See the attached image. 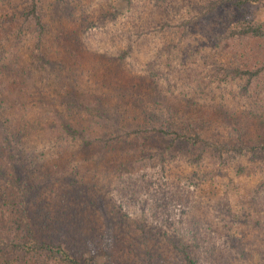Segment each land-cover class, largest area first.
<instances>
[{"label": "rangeland", "instance_id": "374dc122", "mask_svg": "<svg viewBox=\"0 0 264 264\" xmlns=\"http://www.w3.org/2000/svg\"><path fill=\"white\" fill-rule=\"evenodd\" d=\"M30 3L31 0H11L10 4H0V15H2L0 46L20 56L17 62L22 67H26L28 58L26 48L29 44L34 45L37 37L42 34L49 36V40L56 41V48L53 50L55 54L64 52V48L57 43L58 16L55 9L58 7L59 15L63 16L67 28L75 19L80 21L82 17H88L87 11L91 12L89 20L97 21L99 17H105V21H101L103 23L88 30V32L94 30L97 32L94 39L91 38V34H89L90 37L80 36L81 41L87 40L88 44L93 43L98 46H109L108 42H103L104 30L108 31L111 26H115L121 22V19H126V16L135 12L131 9L129 0H36L37 7L33 12ZM242 11L248 13L254 21L264 22V0L249 2ZM236 13L233 7H229L213 16L212 20L198 21L192 28L184 29L179 25L161 32L157 31L154 35L150 34L149 38L157 44L155 48L158 45L171 44L175 57L172 67L168 69L169 82L163 83L161 87L166 89L163 85L168 86L171 95L174 91L170 105L177 114H174L175 112L163 102L155 109L156 104L152 101L149 105L151 107L146 109L147 112H158L162 117L160 123L164 127L168 125L171 129V127L183 126L182 132L193 135L190 127L182 122L183 119H188L202 137L216 143H226L231 146L237 145L241 140L249 144L264 140V73L252 80L230 76V70L232 71L235 67L254 69L256 66L264 65L262 63L264 40H252L248 43L244 40L241 42L242 46L235 41L227 45L218 40L220 33L224 30V25L221 26L220 22L225 24L230 15ZM26 14H29L28 19H24ZM115 15L118 20L113 17ZM35 16L40 18L43 30L35 25ZM162 22L164 23L163 20ZM58 27L64 30L63 25ZM158 27L159 25L157 29ZM21 43V48L17 49L16 47H19ZM214 45L217 46L214 47ZM141 50L143 53L138 50L136 52L138 57L146 56L145 50ZM153 50L154 48L151 47L150 53ZM236 53L245 57H237ZM91 59L90 57L88 61ZM84 67L86 70H91L88 62H85ZM188 100L192 102V106L187 104ZM33 110L39 111L38 107H34ZM171 118L176 119L174 122L178 123L176 126L169 124ZM50 121L54 120L51 118ZM99 133L94 132L88 136L95 138ZM112 133L110 129L107 134ZM51 134L55 135V133ZM42 136L46 137L47 141L44 140L43 144L37 143L36 150L38 153L42 150L46 153V158L42 161L45 164L43 171L50 174V177L44 182L46 189L43 190L42 195L31 198L32 209L38 203L42 204L48 200L51 204L46 205L45 209L39 213L40 216L46 215L47 218L52 219L57 209L67 211V214L59 215V217L66 225V229L77 238L75 253L81 249L79 256H83L82 258L94 264H107L112 258L111 254L114 255L113 258L121 259L138 253V249L142 248L144 243V237L135 225H142L146 222L145 220L152 225L154 223L162 225L163 222L159 214L161 211L157 210L159 217H156L154 210L149 209L148 204L154 188L152 185L155 186L156 194L162 198V191L155 185V181H165L159 177L161 174L159 159L152 158L136 161L134 164L128 163V168H133V171L134 168L136 169L133 174L125 171V164L120 166L119 173L112 174L110 170L112 168L105 170L108 164L102 165L101 162L91 161L92 151H86L83 138L73 141L68 137L64 142L54 139L53 136L48 138L44 133ZM165 139L151 148H160L171 143V138ZM144 141L148 144L144 137L132 143L137 148L138 144ZM95 144L97 145V142ZM201 152V145L190 147L179 145L174 153L175 161L166 163L167 167L174 168L171 172L175 174L172 178L176 180L171 182L172 184L177 183L179 176L184 177L180 181L181 193L182 189L185 190L181 194L183 201L196 206L197 209L192 212H196L194 219L199 220L201 224L198 221V223L192 222L190 220L192 216L188 214L185 218L179 210L181 207L172 210L173 221L177 226L182 225L181 227L185 228L188 239L196 233L198 228L197 242L204 249L203 251L207 253L208 250L206 255L199 256V264H264V189L259 188L261 184H264L262 168L264 156L237 155L230 151L222 158H218L212 150L207 149L204 157L197 164L195 161ZM58 153L62 154L59 160L53 156ZM75 157L76 161L72 164L79 166L80 172L77 176L67 171L57 172L60 168L64 169L66 162L72 161ZM87 167H100L101 170L97 176H94L93 173H86ZM155 171L158 176H153ZM193 171L206 175L204 181L197 182L199 185L197 188H195L196 183L195 185L192 182L189 183L190 180L188 185L187 182H183L186 181V177H191ZM178 174L180 175L177 177ZM88 182H95L90 191L85 184ZM17 189L16 184L13 188L2 187V191L6 190L5 193L12 195L6 194L2 199L0 193L2 202H0V240L23 242L31 249H27L28 253L4 247L0 250V264H62L53 251L39 252L32 248L37 242L26 229L27 219L23 223L14 220L21 215L23 218L22 207L18 209L17 205H13L22 196ZM81 190L90 193L89 197L84 198L80 195ZM169 194L171 195V192ZM172 197L176 198V194H172ZM41 198L44 199L41 200ZM207 203L212 208L217 207L216 211L213 209L206 212ZM111 210H114V213L110 212ZM206 216L208 219H203ZM34 217L37 218L35 214H32L30 219ZM182 220L183 223H181ZM39 226L41 227L42 224ZM215 229L217 231H214ZM43 230L41 228L40 231ZM83 235L89 236L91 245H95V248L91 246L89 249L87 245L84 249L81 246ZM152 236L149 243L155 246L160 244L163 248L162 237L157 238L158 233ZM104 246L107 249H104ZM97 247L99 253L96 254ZM166 253L167 250L164 251L167 256L165 263H168L170 258L172 262L169 261V264H185L181 257ZM209 253H215V255ZM143 264H147L145 258Z\"/></svg>", "mask_w": 264, "mask_h": 264}, {"label": "trees", "instance_id": "16d2710c", "mask_svg": "<svg viewBox=\"0 0 264 264\" xmlns=\"http://www.w3.org/2000/svg\"><path fill=\"white\" fill-rule=\"evenodd\" d=\"M254 1L257 0H129L131 9L135 10L134 14L121 19L120 23L111 26L108 31L103 29L105 34L103 42H108L109 46L88 44L87 40L80 39L81 35L90 37L89 34L94 39L97 32H94L95 30L88 32V30L103 23L101 21H105V17H99L97 21L89 20L91 12L87 11L88 17H82L80 21L75 19L71 26L67 23L70 26L67 28L63 16L59 15L58 7L55 9L58 16L57 43L64 48V52L55 54L53 50L56 48V41L53 42L49 40V36L42 34L37 37L34 45L29 44L26 48L28 58L26 67H22L17 62L20 56L0 46V77H4L0 79V179H2L0 193L3 199L7 193H5L6 190L2 191V187L13 188L15 184L17 185V192L20 191L22 196L13 205H17L18 209L22 207L23 218L21 215L14 220L18 223L28 220L24 225L30 235L36 239L37 243L32 247L35 251H53L62 264H94L82 258L83 256H79L81 249L75 253L77 238L66 229V225L59 217V215L67 214V211L57 209L53 218L50 219L46 215H39L46 205L51 204L48 200L42 204L38 203L34 209L30 205L32 197L42 195L43 190L46 189L44 182L50 177V174L43 171L45 164L42 161L46 158V153L43 150L38 153L36 150L37 143L43 144L44 140L47 141V138L42 136L44 133L48 138L53 136L54 139L64 142L68 137L73 141L83 138L86 151H92L91 161L101 162L102 165L108 164L105 170L112 168L110 169L112 174L121 170L120 166L124 164L127 166L128 163L134 164L136 161L152 158H158L160 161L159 177L165 181H155V185L162 191V198L156 194L155 186L152 185L154 188L150 194L148 202L150 206H148L149 209L154 210L156 217H159L157 210L161 211L159 214L163 221L162 225L158 223L152 225L148 220H145L146 222L142 225H135L144 237L142 248L138 249V253L132 257L124 256L125 258L120 259L113 258L114 255L111 254L112 258L107 264H143L144 258L147 264H169L172 259L168 258V263H165L167 261L165 250H167L166 254L181 257L185 264H199V256L206 255L208 250L207 253L203 251L204 249L197 242L198 228L196 233L188 239L185 228L181 227L182 225L177 226L172 217V210L181 207L179 210L185 218L188 214L192 216L190 219L192 222L198 221L201 224L199 220L194 219L196 212H192L197 208L183 201L181 194L185 190L182 189L181 193L180 181L184 177L178 174L177 183L172 184L171 182L176 180L172 178L175 176L171 172L174 168L167 167L166 163L175 161L174 153L179 145L186 147L201 145L202 152L195 161L197 164L204 157L207 149L212 150L218 158H222L230 151L237 155L250 154L263 157L264 140L255 144L241 140L237 145L228 146L226 143H216L202 137L188 119H183L182 122L190 127L193 135L182 132L183 126L170 129L168 125L166 127L161 125L160 114L147 112L146 109L151 107L149 105L152 101L156 104L155 109L163 102L175 112L174 114H177L170 105L174 91L171 95L168 86L163 85L166 89L161 87L163 83L169 82L168 69L172 67L175 57L171 44L166 43L155 48L157 44L149 37L157 31L161 32L179 25L184 29L192 28L198 21L212 20L213 16L219 12L233 7L237 13L230 15L225 24L220 22L221 26L224 25V30L220 33L218 40L227 45L235 41L240 43V46L244 40L246 43L252 40H264V22L254 21L248 13L242 11L243 7ZM10 2L11 0H0V4H10ZM30 5L33 12L37 7L36 0H31ZM28 15L26 14L24 19H28ZM113 17L118 20L117 15ZM34 18L35 25L43 30L40 18L38 16ZM4 24L7 25L6 22ZM60 25H63L64 30L58 27ZM21 46L22 43L16 48L20 49ZM151 47L154 48L152 53H150ZM141 49L145 50L146 56L138 57L136 52L137 50L142 52ZM90 57L92 59L88 61ZM85 62L89 63L90 71L84 67ZM262 63L264 64V60ZM28 67H30L29 70ZM224 70L226 72V68ZM263 73L264 65L256 66L254 69L235 67L232 71L230 70V76L248 78L247 80L255 79ZM191 103L187 101L189 106H192ZM34 107H38L39 111H34ZM51 118L53 122L50 121ZM174 122L176 119L171 118L169 124L176 126L178 123ZM96 129L101 130L93 131ZM110 129L113 132L111 135L107 134ZM94 132L100 133L95 138L88 136ZM143 137L147 139L148 144L144 141L138 144L137 148L134 147L132 141L138 142ZM166 137L171 138L170 144L158 147L159 149L151 148L154 144L158 145L159 141H165ZM53 156L59 160L62 154ZM74 161L76 157L66 162L64 169L60 168L57 172L67 171L77 176L80 170L78 165L72 164ZM70 163L71 166H69ZM54 166L56 168L55 163ZM126 166L125 171L135 173V168L133 171V168ZM262 168L264 170V164ZM100 170V167H87L86 173L97 176ZM153 176H158L156 171ZM169 178L172 179L168 181ZM185 179L186 181L183 182H187L188 185L190 180L189 183L192 182L194 185L196 183L195 188H197L199 186L197 182L204 181L206 175L193 171L191 177ZM85 184L90 191L95 182ZM259 188L264 189V184H261ZM172 194H176V198L172 197ZM80 195L88 198L90 193L81 190ZM206 206V212L217 209V207L212 208L208 203ZM110 212L114 213V210ZM32 214H35L37 218L34 217L31 220ZM59 218L60 221H58ZM203 219L207 220L208 216ZM41 228L44 230L40 231ZM156 233H158L157 238L162 237L164 241L163 248L160 244L155 246L149 243V239L153 238L151 235ZM83 236L81 246L84 249L87 245L89 249L91 246L95 248V245H91L89 236ZM0 242V250L9 247L11 250L28 252L27 249H31L23 242L16 243L12 240H0ZM103 248L107 249L106 246ZM98 250L97 247L96 254L99 253ZM209 254L215 255V253Z\"/></svg>", "mask_w": 264, "mask_h": 264}]
</instances>
